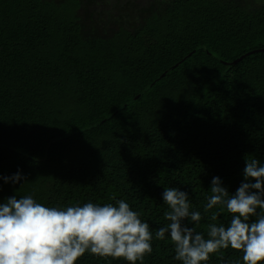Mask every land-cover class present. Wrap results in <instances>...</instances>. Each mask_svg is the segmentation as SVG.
I'll use <instances>...</instances> for the list:
<instances>
[{
  "label": "trees",
  "instance_id": "obj_1",
  "mask_svg": "<svg viewBox=\"0 0 264 264\" xmlns=\"http://www.w3.org/2000/svg\"><path fill=\"white\" fill-rule=\"evenodd\" d=\"M248 155L264 163V0H0V203L122 199L153 233L143 264H182L155 238L164 189L207 238L212 179L234 194ZM222 253L207 264H243Z\"/></svg>",
  "mask_w": 264,
  "mask_h": 264
},
{
  "label": "clouds",
  "instance_id": "obj_2",
  "mask_svg": "<svg viewBox=\"0 0 264 264\" xmlns=\"http://www.w3.org/2000/svg\"><path fill=\"white\" fill-rule=\"evenodd\" d=\"M243 176L234 194L213 177L203 209L211 212L207 238L197 231L202 214L192 210L188 193L164 189L168 223L156 230L155 238L164 240L170 234L175 260L207 264L210 256L231 248L242 253L243 264H264V163L246 156ZM21 179L18 172L11 181ZM116 205L88 202L57 208L46 207L30 195L8 197L0 203V264H76L85 253L143 264L152 252L149 224L124 200ZM225 211L232 217L227 227L216 223Z\"/></svg>",
  "mask_w": 264,
  "mask_h": 264
},
{
  "label": "rangeland",
  "instance_id": "obj_3",
  "mask_svg": "<svg viewBox=\"0 0 264 264\" xmlns=\"http://www.w3.org/2000/svg\"><path fill=\"white\" fill-rule=\"evenodd\" d=\"M148 1V0H147ZM147 4V2L145 3V5Z\"/></svg>",
  "mask_w": 264,
  "mask_h": 264
}]
</instances>
